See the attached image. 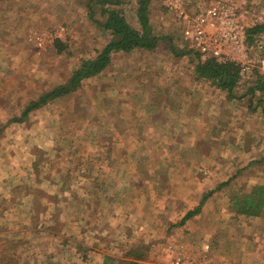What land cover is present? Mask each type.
I'll return each instance as SVG.
<instances>
[{
  "label": "rangeland",
  "instance_id": "obj_1",
  "mask_svg": "<svg viewBox=\"0 0 264 264\" xmlns=\"http://www.w3.org/2000/svg\"><path fill=\"white\" fill-rule=\"evenodd\" d=\"M122 5L130 23L141 28L138 0H122ZM149 17L154 33L161 37L156 49L117 51L103 72L84 80L74 92L33 110L26 122H18L12 118L20 116L30 101L66 80L82 58L95 56L109 32L94 22V18L103 21L105 16L91 0H0V168L4 169L2 164L4 171L8 165L14 170L24 166L28 156L21 154L17 165L16 161L11 163L9 154L32 148L41 166L47 168L43 174L50 177L55 172H50L54 167L48 165L49 154L62 147L63 161L67 162L62 167L65 184L79 186L80 178L88 175L85 170L93 169L95 182L109 181L120 189L107 199L97 196L88 201L87 206L98 211L90 220L99 224L98 231L93 236L89 233L87 236L92 237L88 238L78 235L80 225L72 224L79 219L65 213L55 217L59 223L45 230L40 228L45 226L41 221L34 222V230L25 229L32 225L29 215L24 214L30 200H15L22 215L16 217L13 206L6 211L7 219L0 217V222L18 230L16 237L21 233L29 237L14 248L15 232L0 227V264H169L178 251H167V246L176 240L184 241L191 255L202 253L208 243V256L220 264H257V252H264V214L246 217L235 213L233 197L264 183L257 180L263 177L264 168L252 165L234 173L228 167L230 158L217 152L223 139L216 141L213 134L198 135L189 124L187 128L177 127L174 133L171 118V127H162V119L168 114L166 106L174 105L165 99L178 100L185 95L204 102L210 125L215 124L220 108L228 107H224L227 99L222 103V94L209 83L194 85L195 51L181 55L172 52L171 42L178 52L187 48L183 47L174 14L162 0H151ZM58 38L67 45L64 51L55 47ZM252 71L242 75L235 91L241 95L237 99L244 97V105L251 98L246 90L254 85ZM260 91L264 96V89ZM152 97L154 103L160 98V103L152 106ZM203 138L209 157L203 156ZM78 146L84 150L76 157L73 150ZM217 158L223 163L220 176L216 175ZM108 159L113 160L114 167L107 165ZM22 168L15 172L20 174L18 181L0 186V190L11 194L12 189L18 190L17 196L24 198L34 194L37 201L46 204L38 201L40 213L55 208L58 193L46 186L47 190L41 189V180L31 187ZM229 174L233 175L226 182L220 179ZM3 201L0 213L1 206L10 203ZM195 209L196 213L183 220ZM102 210L106 214H101ZM56 232L60 236L55 237ZM29 251L35 254V261L28 257ZM74 251L91 254L93 260L87 256L82 261ZM22 257L27 260L22 262Z\"/></svg>",
  "mask_w": 264,
  "mask_h": 264
},
{
  "label": "crops",
  "instance_id": "obj_2",
  "mask_svg": "<svg viewBox=\"0 0 264 264\" xmlns=\"http://www.w3.org/2000/svg\"><path fill=\"white\" fill-rule=\"evenodd\" d=\"M191 1L195 4V3H198L199 0H191ZM200 2H203V1H200ZM236 2L240 7H245V8L254 10L253 16L254 18L255 17L257 18L258 23L256 24L252 23L254 21L252 14H248L247 16H245L244 20H245L246 25L248 26V31L250 28L254 27L255 25L264 23V0H236ZM150 23H151V20H150ZM248 44H249V49L245 57V62L249 63V65L251 66L250 68L251 71L254 70V74H253L254 80L253 81H254V84H256L257 82H259L257 79L260 78L264 80V30L260 34H257V35L253 34L252 37H250V34H249ZM256 72L260 74L259 78L258 77L256 78L255 76ZM194 80H195L194 85L209 83L208 81L204 82V81L198 80L196 76H194ZM186 83H189V81ZM190 84H192V82ZM212 87H215L216 90H218L222 94L220 95L221 97L220 101H222V103H224V101L227 99L226 106L224 107H228V109L220 108V110L218 111V116H216V119H215V124L210 125L207 123L208 116H206L205 114L207 112V109L205 107L206 104L204 102L197 101L196 99L194 100L195 101L194 102L193 100H190V97L184 95L182 96L183 98L182 97L180 99L178 98V100L176 99L174 100V98L163 100L169 103H173L174 105L169 104L168 106H166L168 114L166 117L162 119V127L169 128L171 127V123L173 122L174 125H172L173 127L172 131L174 133H177L176 132L177 127H179L180 129L181 127L187 128V125L189 124L190 126L195 128L196 134H198V132L206 136H208L209 134H213L214 136H216L215 137L216 141L223 139L222 145H221V142L219 141L220 144L217 146V152L219 153L220 151H222L225 153V158H230V164L228 165V167H232L234 169L233 171L234 173L237 172L238 168H240V172H241V169L243 170V168L245 167L248 169L252 165H261L264 168V96H263V92H261L260 90H256L254 92L256 96L253 97L251 95L250 96L251 98H247L248 105L247 104L244 105V103L241 102V100L244 97L242 99H237V97H230L227 95V92L217 88L214 85H212ZM259 93L261 95H259ZM156 99L158 101L154 103L153 100L155 99H153L152 97L150 104L151 105L152 103L159 104L161 99L160 98H156ZM148 101H149V98H148ZM144 113H145V110H144ZM157 115L159 117V112L156 113V116ZM170 118L172 119V122L169 121ZM24 121L26 122L27 119ZM141 132L142 131H139V133ZM142 134L144 133L142 132ZM203 139H204V142L202 141L203 142L202 144L203 145V148H202L203 156L205 155L207 156L208 154V157H209L210 154L208 152V149L206 150L204 146L206 138H203ZM27 150L28 151H26V149L25 150L23 149L21 150V152H18L16 150V153L12 151V154L11 153L9 154V156L12 155L11 163L16 161L17 165L22 160L21 154L28 156V158L25 159L24 157V159L26 160L24 162V166L23 164L18 165L17 170H14L12 165H8L6 166L7 168L6 171H4L5 164H2L4 169L0 168V186L7 185V184L9 185L11 183L18 181L20 174H15V172L17 173V171H19L23 167L22 170H24V173L27 175L26 177L27 182L29 184L32 183V185L30 186L32 187L33 185H35L41 180L42 186H39L41 187V189L47 190L46 188H44V186H46V187H50L53 193H58V198H57L58 204L55 208L51 207L48 210V212H44V213L42 212L43 213L42 214L40 213L41 211H38V209L41 210L40 209L41 206H39L38 204L40 201L39 200H38L39 202L37 201L34 194L33 195L30 194L31 196L27 194L24 198L23 195L20 197L17 196L18 190L12 189V194L6 193L0 190V203L3 204V202H6L3 200H8L10 202L8 206H5V205L1 206V209H3V211H1L0 217H4V219L6 220L7 219L6 215L9 214L6 211L12 210L13 206L15 207V214H17L15 216L20 217L22 215L21 214L22 211L19 210V205L15 203V200L22 198V199H25V200H22L24 202H27L30 200V204L28 206L29 211L26 210L24 214L29 215L30 224L32 225L28 226L25 229H30V231H32L35 229L33 228L35 226L34 222L41 221L40 223L41 226L43 225V222H45L44 224L45 226L40 227V228L41 230H45L46 226L50 227V226H53V224L58 222V220H56L55 217L59 218V216H62L65 213L68 215H73L74 216L73 219H79L77 222L73 221L72 223V224H75V225L78 224L81 226L78 229H76V231L78 232V235L81 234L82 236L86 238L92 237L94 232L98 231L99 224L97 225L98 220H95V222L93 221L91 222L90 219L93 215L94 216L97 215L98 211L96 210L97 212H94L95 207L90 208L89 206H87L88 201L98 198L97 196L107 199L111 195L110 194L111 192L116 191L119 193L120 189L117 186L113 188L112 182H109V181L105 183L95 182V178L92 177V174H95L94 172H92L93 169L85 170V172H88V175L80 178L81 184L79 186L75 185L74 182L72 184L67 185L64 183L65 176H63L62 174V170H63L62 167L65 164H67V162L63 161L65 160L63 156L64 148L61 147V149H58L57 151L55 150V152H52L49 154L51 161H50V164L48 165L49 167L50 166L54 167V170L50 168V172L52 173L55 172L54 175L52 174L50 177L43 174L47 168H44V166H41L42 162L37 160L38 159L37 152H34L32 148H28ZM83 150L84 149L81 150L78 146L76 150H73V156L74 155L76 157L81 156ZM211 151H215L214 148ZM218 159L220 160V158H217L216 159L217 165L215 164L216 175L220 176L221 173H218V170L220 169V167H223V163L222 162L220 163ZM1 161H3V159ZM60 161H63V163L60 164ZM87 162L88 163L86 164V167H89V159ZM106 163L107 165L114 167L113 160L108 159ZM113 170L115 172V169ZM207 170H204L206 174L208 172H211L209 170L208 172H206ZM99 171L102 172L101 170ZM33 172H34V175H33ZM117 175L119 174L117 173ZM229 175L230 176H226L220 179H224V181L226 182L230 177H232L231 174ZM262 175L264 177V173H262ZM222 176L223 174L221 175V177ZM263 177H257L258 182L264 181L263 179H261ZM220 179H218L217 182H219ZM96 183L100 186V188L98 186H95ZM26 185L28 186V184ZM31 200L33 201L36 200V202L35 201L31 202ZM41 205L45 206L46 204H41ZM23 206L24 205H22V207ZM58 206H60L61 210ZM64 210H69V211L62 213V211ZM101 214H106V210L105 211L102 210ZM260 214L261 215L264 214V210ZM87 216L89 217L88 218L89 221H87V218L84 219ZM1 223L4 224L5 226H3ZM65 225H68V224H65ZM0 227L2 230L9 228L10 230H12V233L15 232L14 238L12 240V242L14 243L13 244L14 248L16 247V245L18 246L20 242L22 241L25 242L26 237H29L28 235H25L26 233L24 234L21 233L19 234V236L16 237V234H18V230L15 231V229H12L13 227H11L10 224L4 223L2 221L0 222ZM36 230H39V228ZM126 230H129V229L127 228ZM89 233H91L92 236L91 235L87 236ZM54 236L58 237L60 235L59 233L57 234L56 232ZM75 245L76 247L80 246V244H75ZM17 249H20V247H17ZM12 252H14L13 254L16 253V251L13 249H12ZM74 253L78 257L80 256V258H82V261L83 260L86 261L87 256L90 258L88 259L89 261L93 260V257H94L88 253H87V256L84 255V253L80 255H78V253L75 251ZM27 254H28V257L30 256L32 261L36 260L35 258L36 256L34 253L31 254L29 251L27 252ZM22 259H23L21 260L22 262H25L27 260L25 259V257H22ZM68 260L70 259L68 258ZM71 260L72 261L76 260V256H73ZM94 261H95V258H94ZM254 263L264 264V252L262 254L257 252ZM142 264H145V262H142Z\"/></svg>",
  "mask_w": 264,
  "mask_h": 264
},
{
  "label": "trees",
  "instance_id": "obj_3",
  "mask_svg": "<svg viewBox=\"0 0 264 264\" xmlns=\"http://www.w3.org/2000/svg\"><path fill=\"white\" fill-rule=\"evenodd\" d=\"M92 1L94 4H97L101 14L105 16L103 21L94 18V22L109 32L108 40L97 51L95 56L82 58L79 65L72 69L66 80L43 91L35 100L27 104L20 116H15L12 120L18 122L24 121L33 110L74 92L83 84L84 80L103 72L111 64L113 55L117 51L130 52L134 49L152 51L158 47L161 37L154 33L149 17L151 0H138L137 14L141 28H136L130 23L125 14L122 0ZM263 30L264 23H261L250 28L248 32L250 37H252L253 34H260ZM55 47L57 51L61 52L64 51L67 45L58 38L55 42ZM170 47L176 55L194 52V50L190 49L178 52V49L172 42ZM195 53L197 54L195 76L198 80L208 81L209 84L227 92V95L230 97L239 98L241 96H237L235 92L243 80L239 63L225 58L203 57L197 51ZM255 76L259 78L260 74L256 72ZM257 80L259 82L250 87L248 92L254 93L256 90L264 89V80L260 78ZM209 194L210 192L205 194L202 202ZM197 209L188 211L183 220L196 213ZM233 209L235 213L246 217L260 215L264 210V183L255 184L242 196L236 194L233 197Z\"/></svg>",
  "mask_w": 264,
  "mask_h": 264
},
{
  "label": "built area",
  "instance_id": "obj_4",
  "mask_svg": "<svg viewBox=\"0 0 264 264\" xmlns=\"http://www.w3.org/2000/svg\"><path fill=\"white\" fill-rule=\"evenodd\" d=\"M162 3L174 14L183 47L203 57L235 61L242 75L250 71L251 66L245 62L249 33L244 18L252 14V23H258L254 10L240 7L236 0H204L195 4L191 0H162ZM167 248V251H178L169 264H220L208 256V243L197 255H191L181 240L169 243Z\"/></svg>",
  "mask_w": 264,
  "mask_h": 264
}]
</instances>
